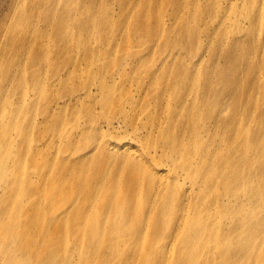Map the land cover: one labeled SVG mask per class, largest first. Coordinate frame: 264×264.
<instances>
[{
  "label": "bare ground",
  "instance_id": "1",
  "mask_svg": "<svg viewBox=\"0 0 264 264\" xmlns=\"http://www.w3.org/2000/svg\"><path fill=\"white\" fill-rule=\"evenodd\" d=\"M48 1L32 7L49 29L27 21L26 0H5L0 17V264H264V40L251 44L255 29L214 32L216 0L195 9L137 0L120 6L125 34L158 35L168 1L187 15L160 33L180 47L76 51L74 40L111 11L92 10L103 0H79L91 8L77 13L71 1ZM47 135L65 143L55 148Z\"/></svg>",
  "mask_w": 264,
  "mask_h": 264
},
{
  "label": "rangeland",
  "instance_id": "2",
  "mask_svg": "<svg viewBox=\"0 0 264 264\" xmlns=\"http://www.w3.org/2000/svg\"><path fill=\"white\" fill-rule=\"evenodd\" d=\"M56 8H62L65 5L69 4L70 1L73 2V13L81 12V10H85L87 7L91 8V6H88L85 3L80 2L79 0H54ZM137 0H103L101 3H99V7L92 8L93 11H96L97 9L100 10V12L103 10L101 7L102 5L107 7L109 10V13L111 11L110 16H113L111 20H109V23L101 20L99 17V20L97 23L93 24L91 28V33L86 35V37H80L74 40V42L77 44V47L74 49L77 50H83V49H91V51L96 52H104V51H110L114 54H118L122 57V55L126 52H132L136 50H141L144 44L150 43V48H157L160 51L163 52H169L171 49L180 47L178 45H171V42L174 41V35L172 32L167 31L165 34H161L160 30L162 27L168 29L171 24L178 18H182V16H186L187 14L184 12L175 13V9L168 7V1L164 2L159 5V12L161 14V25L158 27L159 34L152 36L149 31L148 32H140L137 36L135 34L129 33L125 34L126 30L130 27L129 21L123 17V11L122 9H133V6L135 5ZM185 3H183L184 6L188 7V5L191 6V8L195 9L196 7L200 6V3L202 0H183ZM205 1V0H203ZM215 1V0H214ZM252 4H249V0H216L215 1V12H216V19L214 20L212 24V28H214V32L217 30L218 25L222 23V26L227 28V34L232 37L242 36L244 35V32L247 33V28L251 25L255 29V34H247V37L250 38L252 45H257L256 38L259 35V41L264 40V1L263 0H251ZM50 4L48 0H26V8L29 10L28 15V22L31 23V26L34 27H43V29H49L50 27L48 24L43 20V18L40 15V11L38 9L34 10L33 5H40L41 4ZM5 0H0V17L2 13L7 12V5L4 7ZM231 9V10H229ZM240 11V16L237 18L233 15L234 10ZM252 9V10H251ZM259 9V10H256ZM229 10V12H227ZM251 10V11H250ZM261 10V11H260ZM255 13L257 14V17L255 16ZM222 14V17H218ZM10 15V13H9ZM121 15V17H119ZM208 15L207 12H201L199 15V21L197 23V26H199L203 31L205 30L204 25L206 24V21H204V18ZM109 16V17H110ZM10 16H8L9 18ZM261 17V19H260ZM235 21L239 22L243 27H240L238 32L236 33L233 29ZM70 23V28H73V25H76L75 22H68ZM9 24V23H8ZM209 24H211V19L209 20ZM107 27V28H105ZM110 28L112 31L116 32L119 31L118 34L108 33L107 29ZM28 30V29H27ZM56 30H59L58 28V21L56 22L55 26L50 29L48 32L52 33ZM209 31V30H208ZM58 33L62 34L61 31ZM35 37L31 36L26 32V39H34ZM204 39L200 40V44ZM42 43L48 44V41H41ZM78 52H76L77 54ZM23 54L20 51H15V60L21 61L23 58ZM262 57V55H261ZM264 57V55H263ZM1 64V63H0ZM128 64V58H125V60L122 62L121 66L127 67ZM123 69V67L115 68V70ZM51 76V71L45 70L44 74L41 77V80L46 82V80ZM264 76V74H263ZM49 80H47L48 82ZM49 85H51V80L49 81ZM41 102H39L35 110V117L37 116V119L39 122H41V118H39V111L42 108ZM110 117V116H109ZM116 118V117H115ZM43 122L42 124H44ZM46 124V123H45ZM79 127H84L83 122H80ZM105 133H107L105 131ZM129 129H126V131H122L119 134H126L125 136L129 139ZM47 139H51L55 142V148L59 147L62 143H65L62 138H59L55 135H47ZM75 138H81L80 134H76ZM89 145V144H88ZM248 264V263H245Z\"/></svg>",
  "mask_w": 264,
  "mask_h": 264
}]
</instances>
